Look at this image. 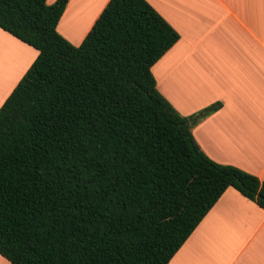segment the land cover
Returning a JSON list of instances; mask_svg holds the SVG:
<instances>
[{"label":"trees","instance_id":"16d2710c","mask_svg":"<svg viewBox=\"0 0 264 264\" xmlns=\"http://www.w3.org/2000/svg\"><path fill=\"white\" fill-rule=\"evenodd\" d=\"M68 0H0V28L38 55L0 106V254L12 264H167L233 187L264 181L210 159L151 66L179 39L146 0H109L79 45Z\"/></svg>","mask_w":264,"mask_h":264},{"label":"crops","instance_id":"0c3cea01","mask_svg":"<svg viewBox=\"0 0 264 264\" xmlns=\"http://www.w3.org/2000/svg\"><path fill=\"white\" fill-rule=\"evenodd\" d=\"M108 1L68 0L57 31L79 45ZM146 1L179 34L151 66L158 91L183 116L221 102L195 141L264 181V0ZM37 55L0 28V106ZM167 264H264V209L228 187Z\"/></svg>","mask_w":264,"mask_h":264}]
</instances>
